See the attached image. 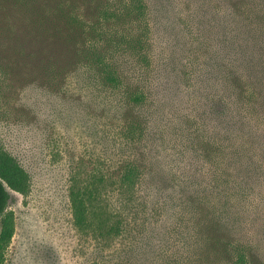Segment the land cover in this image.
<instances>
[{"label": "rangeland", "instance_id": "rangeland-1", "mask_svg": "<svg viewBox=\"0 0 264 264\" xmlns=\"http://www.w3.org/2000/svg\"><path fill=\"white\" fill-rule=\"evenodd\" d=\"M148 1L149 61L127 51L118 54L126 83L146 89L142 105L132 109L122 92L89 82L88 67L68 76L36 73L0 81V145L19 159L30 179L25 193L8 187L16 231L6 264H160L162 249L175 250L174 243L168 245L174 218L163 206L175 189V171L194 172L200 180L208 169L220 171L221 148L203 125L188 120L196 105L190 76L214 48L206 25L212 14L204 18L201 7L218 0H195L200 12L189 6L192 17L188 3L186 12L177 13L162 0ZM69 2H76L78 13L85 9L84 0ZM13 14L0 11V33L9 32L24 48L29 41L20 37ZM42 44L32 40L33 46ZM133 114L146 119L139 138L127 128ZM191 160L197 171L188 166ZM130 167L149 174L131 186L124 180ZM256 173L237 234L254 239L264 252V173ZM73 190L87 193L84 227L76 224Z\"/></svg>", "mask_w": 264, "mask_h": 264}, {"label": "trees", "instance_id": "trees-1", "mask_svg": "<svg viewBox=\"0 0 264 264\" xmlns=\"http://www.w3.org/2000/svg\"><path fill=\"white\" fill-rule=\"evenodd\" d=\"M162 3L165 8L175 7L177 13L186 12L188 3L189 17L191 7L196 14L201 6L196 9L195 0ZM83 5L85 9L78 13L73 10L76 2L69 0H0V11L14 13L20 37L29 41L20 48L12 34L0 33V81L36 73L68 76L88 67L93 71L87 74L89 82L94 79L122 92L132 109L142 105L146 89L126 83L118 54L127 51L149 61V1L84 0ZM201 8L204 18L212 14L205 24L211 28L214 48L199 59L201 67L190 76L196 105L188 120L206 128L212 143L221 148L223 160L220 171L208 169L203 180L193 177L194 172L175 171V189L163 201L165 213L174 218L168 245L174 243L175 250L162 249L160 264H264L261 246L237 234L248 202L247 188L254 185L251 179L256 172L264 173V0H218L213 6L204 2ZM35 39L43 44L33 46ZM143 116L133 114L127 124L132 138L141 137L147 128ZM180 126L184 130L188 126L185 117ZM188 166L198 170L193 160ZM148 174L130 167L124 180L134 186ZM29 186L26 168L0 145V264H6L16 231L14 212L8 210V187L25 193ZM86 195V191H72L75 220L81 227L88 223Z\"/></svg>", "mask_w": 264, "mask_h": 264}]
</instances>
